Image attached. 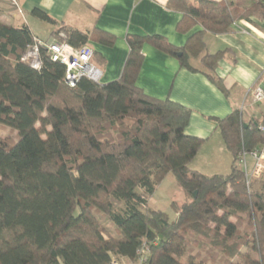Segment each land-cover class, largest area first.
Listing matches in <instances>:
<instances>
[{
  "label": "trees",
  "instance_id": "trees-1",
  "mask_svg": "<svg viewBox=\"0 0 264 264\" xmlns=\"http://www.w3.org/2000/svg\"><path fill=\"white\" fill-rule=\"evenodd\" d=\"M167 8L182 16L178 32L201 27L184 47L160 35H128L120 78L108 84L84 78L75 88L45 50L40 70L22 61L37 38L28 25L0 21V125L17 132L14 142L0 138V264L135 263L143 248L144 264H264V179L248 184L238 164L242 153L264 144V116L245 120L243 110H234L213 119L233 162L229 174L206 175L191 168L206 142L186 134L192 111L147 95L137 83L143 47L151 44L226 94L216 70L230 50L207 53L205 36L264 19V0H169ZM31 15L77 48L92 39L114 41L98 29L67 27L41 9ZM94 62L101 67L96 53ZM170 174L187 197L171 203L173 222L149 208Z\"/></svg>",
  "mask_w": 264,
  "mask_h": 264
},
{
  "label": "crops",
  "instance_id": "crops-1",
  "mask_svg": "<svg viewBox=\"0 0 264 264\" xmlns=\"http://www.w3.org/2000/svg\"><path fill=\"white\" fill-rule=\"evenodd\" d=\"M168 1L0 0V21L11 26L26 24L33 29L37 24L45 23L31 15L34 9H41L59 23L72 29L85 33H92L98 29L114 37L112 46L96 39L88 43L101 59V83L108 84L121 76L129 54L126 41L128 35H160L175 47L181 48L192 34L201 30V27L197 26L187 34L178 32L177 25L182 16L167 8ZM51 28L53 30L50 37L44 39L45 41L51 39L52 33L58 30L55 26ZM205 42L209 54L230 50L216 70V76L222 79L227 90L226 94L213 85L205 75L180 67L177 58L151 44H145L143 47L144 61L137 83L147 95L158 99L169 98L192 111L186 134L204 139L206 142L191 163V168L210 175L200 166L199 158L204 148L216 140V134H219L216 140L217 150L228 152L223 140H219L220 131L213 119H223L234 110H241L248 100L251 101L246 106L249 111L248 117H255L254 114L257 113L251 93L257 85L264 88V19L238 21L233 25L232 33L225 35L208 33ZM191 65L197 69L202 68L199 59H192ZM213 171H216L214 175L223 174L217 172L219 170Z\"/></svg>",
  "mask_w": 264,
  "mask_h": 264
},
{
  "label": "built area",
  "instance_id": "built-area-1",
  "mask_svg": "<svg viewBox=\"0 0 264 264\" xmlns=\"http://www.w3.org/2000/svg\"><path fill=\"white\" fill-rule=\"evenodd\" d=\"M42 50H45L53 62L65 67L64 81L70 88H75L84 78L101 83L102 70L94 62L95 53L91 46L74 47L68 43L66 34L61 32L46 41L36 38L34 45L23 54L22 61L33 69L40 70L43 66ZM251 96L253 105L264 101V88L261 85L255 86ZM241 110H247L246 105ZM259 129L264 131V125L261 124ZM239 166L244 171L248 184L254 179H264V144L252 152L242 153ZM147 251V248L140 250L139 258L135 263L113 258L111 264H144Z\"/></svg>",
  "mask_w": 264,
  "mask_h": 264
},
{
  "label": "rangeland",
  "instance_id": "rangeland-1",
  "mask_svg": "<svg viewBox=\"0 0 264 264\" xmlns=\"http://www.w3.org/2000/svg\"><path fill=\"white\" fill-rule=\"evenodd\" d=\"M51 27L52 26L47 23H42L34 26L32 30L33 32H35V34H37L44 40L50 37V32L53 30ZM250 102H251L250 100L246 101V106H248ZM254 108L255 110H257V113L255 114L253 113L254 116L258 119H261L260 117L264 116V101L259 103H254ZM259 111H261V113ZM248 113H249L248 109L244 111L245 120H248L249 118ZM112 135L116 136L115 133H112ZM217 135L219 134H216L215 136L216 140H218ZM219 137H220L219 140L221 141L222 139L221 134ZM0 138L9 139L12 142H14L17 140V132L12 131L9 128L0 125ZM216 140L209 143L204 148V152L201 154L199 158V161H201L199 162V164L203 168V170L209 172L210 175L211 174L214 175V173L216 172L213 170H219L217 172H222L223 174H229L233 162L232 156L229 152H225V151L220 152V150H217L218 145ZM186 199H187L186 193L179 186L174 176L170 174L165 179V181L159 186L155 195L150 200L149 208L152 210H160L162 212H165L169 216L170 221L173 222L176 219V214L171 208V203L173 201H177L181 203L184 202ZM113 207L115 210L123 209V205L115 201H113ZM97 217L100 219L99 215ZM101 223L108 236L111 237L117 236L115 228L108 220H102ZM182 262H184V260Z\"/></svg>",
  "mask_w": 264,
  "mask_h": 264
}]
</instances>
